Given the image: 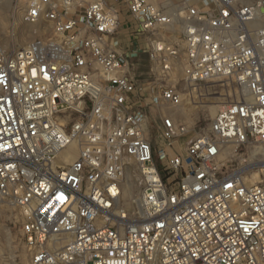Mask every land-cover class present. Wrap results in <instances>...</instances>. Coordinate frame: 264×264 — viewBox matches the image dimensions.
<instances>
[{"label": "built area", "instance_id": "built-area-1", "mask_svg": "<svg viewBox=\"0 0 264 264\" xmlns=\"http://www.w3.org/2000/svg\"><path fill=\"white\" fill-rule=\"evenodd\" d=\"M19 1L25 23L51 32L0 46V208L19 216L29 264H264V180L249 185L229 159L241 148L264 162V0H188L177 16L116 0L145 36L143 83L107 0ZM179 62L186 85L237 89L183 149ZM128 166L139 190L124 206Z\"/></svg>", "mask_w": 264, "mask_h": 264}, {"label": "rangeland", "instance_id": "rangeland-1", "mask_svg": "<svg viewBox=\"0 0 264 264\" xmlns=\"http://www.w3.org/2000/svg\"><path fill=\"white\" fill-rule=\"evenodd\" d=\"M152 1L163 6L166 12L176 16L178 13L184 12L188 4V0ZM190 1L195 4L200 0ZM241 1L251 3L258 0ZM120 6H122L121 16L124 17L126 14L125 6ZM22 7L23 1L14 4L12 0H0V46L8 50H16L38 37L51 35L50 30L41 24L34 26L25 23L21 19ZM183 15V13L180 14V16ZM180 30L179 25H175L170 28L171 33L169 35L182 48ZM145 66L147 69L148 63ZM182 66L183 63L179 62L169 78L182 96L181 104L172 111L173 118L177 123H183L190 129L187 137L177 141V148L179 147V149H183L187 140L199 133L209 123L220 104L235 100L237 96V89L230 80H215L193 86L186 85L181 81ZM148 118L150 130H152L154 150L156 151L161 143L157 132H155L159 126V120L158 117L153 116V113ZM229 159L230 169L242 175L245 182L256 183L264 180V162L260 157L250 155L240 148L233 152ZM136 186L133 196L139 190L137 181ZM18 217L16 213L0 208V264H29V253L23 242Z\"/></svg>", "mask_w": 264, "mask_h": 264}, {"label": "crops", "instance_id": "crops-1", "mask_svg": "<svg viewBox=\"0 0 264 264\" xmlns=\"http://www.w3.org/2000/svg\"><path fill=\"white\" fill-rule=\"evenodd\" d=\"M108 3L114 7L118 13L119 25L117 27L115 38L118 41L119 48L122 53L128 57L129 75L137 83H143L148 78L149 62L147 56L144 53L146 48L145 36L136 33L137 28L134 20L130 17L126 7L125 16H121L120 4L116 5V0H107ZM136 53L135 58H131L130 55ZM148 63V68L145 65Z\"/></svg>", "mask_w": 264, "mask_h": 264}, {"label": "bare ground", "instance_id": "bare-ground-1", "mask_svg": "<svg viewBox=\"0 0 264 264\" xmlns=\"http://www.w3.org/2000/svg\"><path fill=\"white\" fill-rule=\"evenodd\" d=\"M74 156H75V151L72 149V151L70 153H68V155H66L65 160L69 162L74 158ZM248 184L252 185L255 183L250 182ZM136 187H137L136 181H134V179L132 178V167L128 166L126 169V173L124 175V179L122 182V190H121V200H122V203L124 206H126L128 204V202L130 201V199H132L134 197L133 193H134ZM61 238H62V241L64 242L68 239V235L63 234Z\"/></svg>", "mask_w": 264, "mask_h": 264}]
</instances>
